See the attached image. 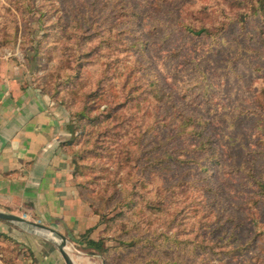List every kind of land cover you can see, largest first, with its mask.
<instances>
[{
    "label": "rangeland",
    "instance_id": "1",
    "mask_svg": "<svg viewBox=\"0 0 264 264\" xmlns=\"http://www.w3.org/2000/svg\"><path fill=\"white\" fill-rule=\"evenodd\" d=\"M0 61L62 111L100 264H264V4L0 0Z\"/></svg>",
    "mask_w": 264,
    "mask_h": 264
},
{
    "label": "crops",
    "instance_id": "2",
    "mask_svg": "<svg viewBox=\"0 0 264 264\" xmlns=\"http://www.w3.org/2000/svg\"><path fill=\"white\" fill-rule=\"evenodd\" d=\"M11 63L0 61V210L64 235L74 264H100L85 245L99 237L98 215L73 183L62 111ZM13 225L0 221V233ZM18 235L19 264H65L55 241L29 229Z\"/></svg>",
    "mask_w": 264,
    "mask_h": 264
},
{
    "label": "water",
    "instance_id": "3",
    "mask_svg": "<svg viewBox=\"0 0 264 264\" xmlns=\"http://www.w3.org/2000/svg\"><path fill=\"white\" fill-rule=\"evenodd\" d=\"M0 221L8 222L16 226L29 229V231L37 232L45 237H48L52 241H55L57 249L64 260L65 264H74V261L71 257L70 250L71 247L68 246L67 238L57 232L54 228L45 226L39 222L29 221L22 216L16 214L4 212L0 210Z\"/></svg>",
    "mask_w": 264,
    "mask_h": 264
},
{
    "label": "trees",
    "instance_id": "4",
    "mask_svg": "<svg viewBox=\"0 0 264 264\" xmlns=\"http://www.w3.org/2000/svg\"><path fill=\"white\" fill-rule=\"evenodd\" d=\"M257 1L260 2L261 4H264V0H257ZM186 29L188 31H194V30H191L192 28H189V27H186ZM203 32H205V29H203V28H200V29L194 31V33H196V34H200V33H203ZM263 189H264V187H263ZM78 190H79V188H78ZM79 192H80V190H79ZM80 196L82 197L81 193H80ZM82 199L85 201V199L83 197H82ZM85 202L90 206V203H88L87 201H85ZM90 231H91V228L86 230V232H85V234L83 236H85ZM3 235H4L3 233H0V236H3ZM85 243H86L87 247L93 249L95 252H102L103 249H104L103 238H99L97 240H93V239H90V238H85Z\"/></svg>",
    "mask_w": 264,
    "mask_h": 264
}]
</instances>
